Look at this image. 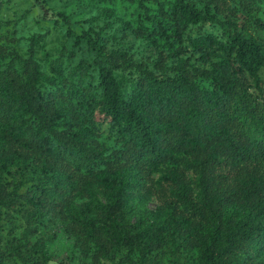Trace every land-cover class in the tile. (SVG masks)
I'll list each match as a JSON object with an SVG mask.
<instances>
[{
	"label": "trees",
	"instance_id": "obj_1",
	"mask_svg": "<svg viewBox=\"0 0 264 264\" xmlns=\"http://www.w3.org/2000/svg\"><path fill=\"white\" fill-rule=\"evenodd\" d=\"M252 1L241 0L242 7L250 10ZM34 4L45 13L38 0ZM172 18L175 29L197 20L218 23L226 31L231 61L219 60L216 69H205L190 67L183 60L176 66V73L156 74L114 50V61L118 58L123 65H132L138 71L128 96H124L111 68L99 66L101 96L97 111L119 134L122 148L117 152L124 157V164L118 170L100 150L74 133L56 132L45 119L39 118L35 125L27 119L40 116L41 109L53 110L55 115L61 113L58 94L39 91L34 85L38 69L33 58V39L25 58L13 52L0 67V149L14 140L10 134L14 133L20 147L34 149L43 156L41 165L48 181L36 194L37 206L41 207L39 215L59 219L64 227L74 230L76 240V232L84 234L97 246L95 253H103L113 264L153 261L150 251L156 246L159 224L145 218L126 222V189L132 182L141 184L133 180L141 174L133 173L165 160L195 174L196 190L181 176L175 179L173 175L172 194L176 203L201 219V240L195 259H175L174 263L263 264L264 90L258 69L264 66V40L246 34L237 20L208 15L186 0H174ZM254 21L264 25L258 18ZM79 36L75 34L74 40L78 41ZM4 56L0 51V58ZM14 59L22 66L24 79L15 70ZM197 76L208 78L212 90L199 86L194 79ZM248 83L255 92L245 90ZM180 151L188 155L177 156ZM4 155L7 154L0 152V158ZM93 159L102 161L105 167L92 169L89 163ZM3 161L0 160V172ZM80 168L87 172L82 173ZM74 183L85 191H114L112 202L93 208L102 222L100 229L81 203L66 201L65 191L74 188ZM16 186L6 191L0 174V205L15 203ZM55 208L58 212L51 214ZM165 211L162 207L147 212L161 216ZM169 218L173 223V218ZM24 242L27 245V240ZM118 243L125 246V251L115 260ZM30 247L41 249L35 242ZM86 251L82 247V256ZM135 251L138 254L132 258ZM18 254L27 264V254Z\"/></svg>",
	"mask_w": 264,
	"mask_h": 264
},
{
	"label": "rangeland",
	"instance_id": "obj_2",
	"mask_svg": "<svg viewBox=\"0 0 264 264\" xmlns=\"http://www.w3.org/2000/svg\"><path fill=\"white\" fill-rule=\"evenodd\" d=\"M34 1L0 0V51L5 54L0 58V67L13 52L25 58L33 39V58L38 69L34 85L39 91L58 94L61 113L55 115L53 110L41 109L40 116L27 119L33 125L39 118L45 119L56 132L74 133L100 150L117 170L124 164V157L117 152L122 148L119 134L97 111L101 96L99 66L111 68L124 96H128L138 71L132 65H123L118 58L114 61V50L156 74L176 73V66L183 60L190 67L205 69H216L215 63L219 60L231 61L226 31L218 23L197 20L175 29L174 0H38L45 13L40 12ZM186 1L208 15L235 19L246 34L264 40V25L254 21L258 18L264 22V0H253L248 11L242 7L241 0ZM75 34L80 35L78 41L74 40ZM13 66L24 79L25 72L17 59ZM258 75L264 90V66L259 67ZM194 79L199 86L212 90L208 78ZM245 90L255 92L251 83L245 85ZM10 134L14 140L0 149L7 154L0 158L4 160L1 183L8 192L14 184L17 186L15 203L0 205V264H25L18 252L27 254V264H113L103 253H95L97 246L84 234L76 232V240L74 230L64 227L59 219L39 215L41 207L37 206L36 194L48 181L43 175V156L34 149L20 147L15 134ZM176 155L188 153L180 151ZM93 160L89 163L92 169L105 167L102 161ZM79 170L87 172L83 168ZM141 171L133 173L141 174L139 179L133 178L141 184L132 182L126 189L125 220L134 223L143 218L155 219L159 224L154 238L156 246L150 251L153 261L146 264H175V259H195L201 240V219L176 203L172 194L179 176L196 190L195 174L171 160L149 165ZM65 194L66 201L81 203L100 229L102 222L93 208L96 204L112 202L114 191L109 188L85 191L74 183V188ZM162 207L165 215L152 216L147 212ZM54 212L58 209L51 214ZM33 242L41 249L30 247ZM82 247L87 250L84 256ZM124 251L125 246L118 243L114 259ZM137 254L135 251L131 257ZM260 258L264 264V256Z\"/></svg>",
	"mask_w": 264,
	"mask_h": 264
}]
</instances>
